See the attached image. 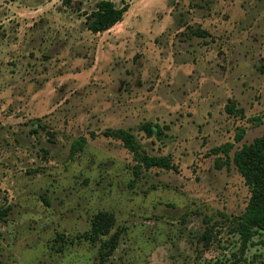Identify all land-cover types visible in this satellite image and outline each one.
I'll list each match as a JSON object with an SVG mask.
<instances>
[{
  "label": "rangeland",
  "instance_id": "1",
  "mask_svg": "<svg viewBox=\"0 0 264 264\" xmlns=\"http://www.w3.org/2000/svg\"><path fill=\"white\" fill-rule=\"evenodd\" d=\"M100 1L0 0V264H264L226 155L264 133V0H111L129 10L93 34ZM118 129L172 169L136 176Z\"/></svg>",
  "mask_w": 264,
  "mask_h": 264
},
{
  "label": "trees",
  "instance_id": "2",
  "mask_svg": "<svg viewBox=\"0 0 264 264\" xmlns=\"http://www.w3.org/2000/svg\"><path fill=\"white\" fill-rule=\"evenodd\" d=\"M129 4L118 8L111 0H101L97 3L96 9L87 15V28L93 34L105 33L119 24L127 11ZM196 34L202 35L199 30ZM145 132L147 138L156 137L162 139L163 129L158 125L145 124L140 128ZM109 137L120 139L124 146L134 155L139 162L135 168L136 176L139 175L141 168L150 170L152 168L172 169L173 165L167 157H152L146 154L137 138L125 129H118L111 133H106ZM243 135L238 136L240 142ZM87 141L85 138L77 140L72 147V154L82 151ZM234 145H228L226 155L229 163L232 162L246 185L250 188L251 198L244 213L237 218L235 233L242 238L244 245L253 244V239L261 236L264 232V133L256 138L253 143L245 144L237 150L233 156L229 155ZM116 226L115 216L108 212L99 213L93 220L92 235L95 238L108 237L104 242L107 252L117 249L119 232L113 233ZM108 255V254H107ZM107 257V256H106Z\"/></svg>",
  "mask_w": 264,
  "mask_h": 264
}]
</instances>
